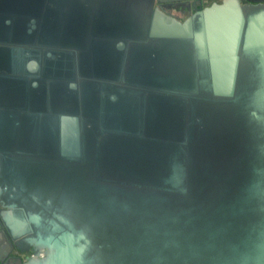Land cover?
I'll list each match as a JSON object with an SVG mask.
<instances>
[{"label": "water", "instance_id": "water-1", "mask_svg": "<svg viewBox=\"0 0 264 264\" xmlns=\"http://www.w3.org/2000/svg\"><path fill=\"white\" fill-rule=\"evenodd\" d=\"M146 1L0 0V264H264V0Z\"/></svg>", "mask_w": 264, "mask_h": 264}, {"label": "flooded vegetation", "instance_id": "flooded-vegetation-1", "mask_svg": "<svg viewBox=\"0 0 264 264\" xmlns=\"http://www.w3.org/2000/svg\"><path fill=\"white\" fill-rule=\"evenodd\" d=\"M200 1V2H199ZM222 0H191L190 1V9H189V11L188 10H186V8H184V9H181L182 11H179V12H174L173 10H172V14H174V17H177V18H185L186 16H189V15H192L194 12H196V11H199V9L200 8H202V7H205V6H208V5H210V4H212V3H214V2H221ZM254 1H256V0H254ZM197 2H199L200 4H198L197 5ZM248 4V3H247ZM257 3L255 2V4L254 5H256ZM264 4V3H263ZM250 5V4H249ZM134 9V10H133ZM131 11H132V13H134V14H139L140 15V13L139 12H137L136 13V10H138V9H136V8H132V9H130ZM125 13H127L128 11H124ZM85 14V13H84ZM115 14H116V12H115ZM82 24V23H81Z\"/></svg>", "mask_w": 264, "mask_h": 264}, {"label": "crops", "instance_id": "crops-1", "mask_svg": "<svg viewBox=\"0 0 264 264\" xmlns=\"http://www.w3.org/2000/svg\"><path fill=\"white\" fill-rule=\"evenodd\" d=\"M122 4H128L130 5L129 9L136 8L138 10H141L142 6L146 5L147 1L146 0H119ZM134 10V9H133ZM2 242V241H1ZM1 242H0V251L1 249Z\"/></svg>", "mask_w": 264, "mask_h": 264}]
</instances>
